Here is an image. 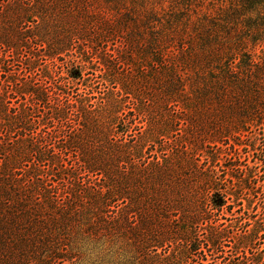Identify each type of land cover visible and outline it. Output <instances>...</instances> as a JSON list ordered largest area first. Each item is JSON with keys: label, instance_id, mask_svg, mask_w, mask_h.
Here are the masks:
<instances>
[{"label": "trees", "instance_id": "16d2710c", "mask_svg": "<svg viewBox=\"0 0 264 264\" xmlns=\"http://www.w3.org/2000/svg\"><path fill=\"white\" fill-rule=\"evenodd\" d=\"M207 1L0 0V264H221L225 211L264 264V182L200 154L264 129V0Z\"/></svg>", "mask_w": 264, "mask_h": 264}, {"label": "rangeland", "instance_id": "374dc122", "mask_svg": "<svg viewBox=\"0 0 264 264\" xmlns=\"http://www.w3.org/2000/svg\"><path fill=\"white\" fill-rule=\"evenodd\" d=\"M224 1H226V3H224ZM213 3L214 6V11L213 13L215 15L220 14V8L223 6H225L227 8L230 7L231 4V0H212V1H207L206 6L211 7V4ZM88 70V69H87ZM231 149H229L228 151H224V152H220L215 150L212 153H208L206 150H203L200 152L201 154V160L202 161H206L207 158L210 159L211 164H214L216 166V170L218 171V174L221 176V178H223L226 181H223L224 184L227 185V188H229L230 192H235L237 189H235L234 184H235V180H233L235 178V176H246L245 172L243 173L241 170H247V169H251L252 171L258 172L256 177L254 179H252V184L255 185L256 184V180H258V185L263 184L264 182V129L260 130L257 134H244L243 137L237 139V141L231 140ZM238 144L235 145V144ZM256 147L255 150H252L251 148H249V145H252ZM239 145L241 147H239ZM240 149V156H242L241 159V163L240 165H242V169H240L238 171V167L236 164H238L239 162V157L236 154L237 153V149ZM215 155V157H214ZM209 156V157H208ZM261 181V182H260ZM223 189L225 188L224 186H221ZM248 193V192H247ZM252 199L255 201V196H251ZM260 198V197H259ZM234 198L231 197V200L229 202V204L233 205ZM245 204V206L247 208L249 203L247 202H243ZM255 204V203H254ZM252 205L251 211L253 212H249V211H244L246 212L245 217L247 218L249 215L255 216L256 220L259 219V217H257L259 214L261 215L260 218H264V215L262 213V207H261V203L260 205ZM255 207V209H254ZM241 207H237V210H239ZM211 209V208H210ZM245 209V208H244ZM209 211V209H208ZM214 214H218V212H213ZM225 216H223L222 218L224 219H228V221L224 220H220L217 222L216 225H221L222 228H226L227 229V234L226 236H229L228 241L225 242V246H223V249H221L222 251L218 253V255H216L218 258L216 259V261H218V263H222L223 256L225 257H230L229 260H231V256L234 257L235 252H234V241H233V237L235 235V232H237V229L239 230V233L242 232L241 228H243L242 225H240L239 227H235V221H232V217L230 216V214L225 211L224 212ZM244 214V213H242ZM219 215V214H218ZM217 216H215V220H217ZM207 225V224H206ZM206 225L204 226L206 228ZM253 227V225L251 226ZM262 236V235H260ZM264 248V237L260 238L259 241L257 242V248ZM221 257V258H219ZM209 262H213V259L209 256L208 257V261L205 262V264H208ZM76 264H93L90 260H86V261H78Z\"/></svg>", "mask_w": 264, "mask_h": 264}, {"label": "clouds", "instance_id": "9594fccd", "mask_svg": "<svg viewBox=\"0 0 264 264\" xmlns=\"http://www.w3.org/2000/svg\"><path fill=\"white\" fill-rule=\"evenodd\" d=\"M92 255H93V258H95V256H96V253H92Z\"/></svg>", "mask_w": 264, "mask_h": 264}]
</instances>
